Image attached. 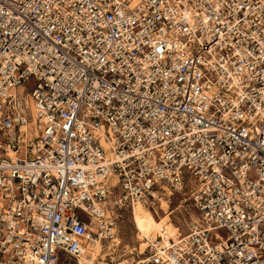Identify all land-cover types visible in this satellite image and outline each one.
I'll return each instance as SVG.
<instances>
[{
    "label": "built area",
    "instance_id": "2783aa9c",
    "mask_svg": "<svg viewBox=\"0 0 264 264\" xmlns=\"http://www.w3.org/2000/svg\"><path fill=\"white\" fill-rule=\"evenodd\" d=\"M186 189L183 235L116 264H264V0H0V264Z\"/></svg>",
    "mask_w": 264,
    "mask_h": 264
},
{
    "label": "rangeland",
    "instance_id": "374dc122",
    "mask_svg": "<svg viewBox=\"0 0 264 264\" xmlns=\"http://www.w3.org/2000/svg\"><path fill=\"white\" fill-rule=\"evenodd\" d=\"M34 84L35 81L33 80V78H31L20 88L19 91H23V89L25 88H32ZM189 195L190 191L186 189L185 194H177L172 197L170 201L166 197H161V199L157 201V205L155 206V208H150L145 204L141 206L142 208H138V216L142 217V219H139V225L143 232L149 233L151 231H154L156 221L158 219H163V217L167 213L175 209L174 212L169 217H167L166 220H164V222L174 223L178 231L180 232L179 234L182 235L181 233H184L187 230V223L191 220V216L195 213L190 199L187 201H181L182 198H188ZM110 209H113L115 211L114 226L116 225L118 228V235L123 238L124 242L134 244L137 247V250L134 251V256H140L142 247L144 245V239L141 237H137L139 235V231L136 228V224L133 218L132 207L124 206L122 208H118L114 206V198H112V200L110 201ZM220 233L224 234L225 232L224 230H220ZM115 256L117 259V254H115ZM110 258L112 260L111 256ZM71 264H76V262L73 261Z\"/></svg>",
    "mask_w": 264,
    "mask_h": 264
},
{
    "label": "bare ground",
    "instance_id": "6f19581e",
    "mask_svg": "<svg viewBox=\"0 0 264 264\" xmlns=\"http://www.w3.org/2000/svg\"><path fill=\"white\" fill-rule=\"evenodd\" d=\"M112 182L114 183L115 180L113 179ZM142 205H144L143 202H138L135 203L132 207L133 218L136 224V228L139 231V235L137 237H141L144 239V245L142 247L140 256H134V251L137 250V247L134 244L124 242L123 238L118 235V228L115 225L113 226V228L110 229V232L113 234L112 238H107L108 240L105 239V241L103 239L92 237L90 240H88L87 246L85 247L81 257L79 258V261H76V264H116V261L120 257H123L125 255L129 258V261L131 262L142 257V254L147 250V247L151 240L156 239L159 236H163L166 241L168 238H174L175 240H178V238L183 235V233H181L182 235L179 234L180 232L178 231L174 223L164 222V220H166V218L169 217L175 209L167 213L163 217V219H158L156 221L154 231H151L149 233L143 232L139 225V219H142V217L138 216L137 213V209L142 208ZM108 207L109 208L106 210V213L109 217L111 212L110 205ZM191 217H193V215ZM100 220L101 219L99 216H93L92 230L97 229ZM115 254H117L118 256L117 259ZM109 255L112 257V260Z\"/></svg>",
    "mask_w": 264,
    "mask_h": 264
}]
</instances>
